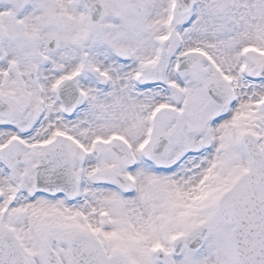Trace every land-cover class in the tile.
I'll return each mask as SVG.
<instances>
[{
  "label": "snow or ice",
  "instance_id": "snow-or-ice-1",
  "mask_svg": "<svg viewBox=\"0 0 264 264\" xmlns=\"http://www.w3.org/2000/svg\"><path fill=\"white\" fill-rule=\"evenodd\" d=\"M0 264H264V0H0Z\"/></svg>",
  "mask_w": 264,
  "mask_h": 264
}]
</instances>
